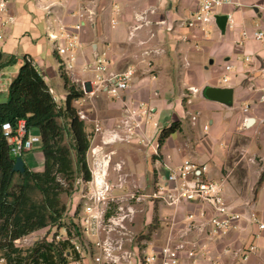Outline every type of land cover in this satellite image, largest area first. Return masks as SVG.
<instances>
[{
	"label": "crops",
	"instance_id": "obj_1",
	"mask_svg": "<svg viewBox=\"0 0 264 264\" xmlns=\"http://www.w3.org/2000/svg\"><path fill=\"white\" fill-rule=\"evenodd\" d=\"M237 1L241 4L238 7H219L213 22L203 29L186 25L197 0H11L16 22L6 30L0 46L2 52L18 57L16 65L0 71V102L8 99L9 86L28 56L44 75L57 102L64 103L68 92L61 67L57 71L49 59L52 53L59 60L61 57L48 46V34L60 33L63 26L74 27L80 22L78 10L89 9L81 31L83 49L68 76L80 89L87 84L89 92L74 105L86 116L84 121L94 142L101 137L107 145L104 141L112 139L114 133L124 136L127 129H118V125L129 111L142 107L149 112V117L140 115V121L143 134L150 138V171L134 157L121 158L116 164L122 161L129 168L128 179L153 182L165 175V163L178 165L189 160L206 166L207 179L223 181L227 205L245 215L226 235L208 241L205 251L200 244L196 264H264V229L259 226L264 223V180L258 185L264 172V44L252 38L256 28H264V0ZM228 15H232V27L229 20L223 23ZM140 16H146L148 23L131 36L133 27L142 23L136 19ZM244 30L249 38L242 36ZM104 54L111 71L122 72L128 67L136 71L132 88L116 97L104 90H92L89 83L94 72L86 69V63ZM57 72L64 85L59 95L50 85ZM208 88L231 89L232 99H210ZM247 106L250 109L245 112ZM167 111L172 112L168 126L156 129L155 117ZM175 123L176 131L160 144L162 131ZM96 125L101 126V132H96ZM157 146L159 155L154 154ZM142 147L136 144L132 148L145 152ZM37 155L44 162L40 144L23 156L27 167ZM146 204L134 226L139 233L145 227L150 231L154 216V208ZM158 210L157 233L144 237V246L137 244L143 254L158 252L173 231L171 242L180 241L184 214L196 207L188 204L176 210L161 203ZM140 215H145V223H139ZM204 239L205 235L201 237ZM251 245L257 250L243 262L241 255ZM182 259V264H193L186 256ZM71 264L95 263L87 257Z\"/></svg>",
	"mask_w": 264,
	"mask_h": 264
},
{
	"label": "built area",
	"instance_id": "obj_2",
	"mask_svg": "<svg viewBox=\"0 0 264 264\" xmlns=\"http://www.w3.org/2000/svg\"><path fill=\"white\" fill-rule=\"evenodd\" d=\"M78 1L82 2L83 0ZM10 5L11 0H0V46L5 41L6 30L16 22V16L13 14ZM224 5L238 7L241 4L237 0H197V7L186 20V25L189 28L201 27L204 29L215 19L216 10ZM86 12H89L88 8L81 7L78 10L76 16L80 22L74 27L63 26L60 33L48 34L49 40L54 42L55 50L61 57L63 71L67 75L75 69L83 49L81 31L86 20ZM136 19L142 23L133 27L130 31L131 36L148 23L146 16H140ZM227 20H229V25L232 27L234 24L232 15H228ZM242 36L249 38L248 31L244 30ZM252 38L264 44V28H256L253 31ZM246 60L250 61V58ZM85 66L87 70L94 72V76L89 82L92 90H104L116 97L131 89L135 82L136 71L132 67H128L122 72L111 71L106 54L97 57L93 63H86ZM231 68V66H227V70H231ZM82 90L85 94L89 92L86 83L82 85ZM249 109L250 107L247 106L244 111L248 112ZM128 113V117L118 125V129H127L126 135L121 136L114 133L112 139L104 141L105 143L125 142L135 136L139 137L141 143L147 141V137L142 132L140 115L149 117V112L142 110L141 107L140 111L132 109ZM79 114L83 120L86 119L84 114ZM101 131V126L96 125V132ZM3 133L11 146V153L16 158L23 157L41 143L40 135L29 131L24 120L19 121L16 126L5 123ZM154 154L159 155V146L154 148ZM102 166L104 168V161L98 167ZM164 168L165 175L159 179L157 189L151 197L176 210L188 203L195 204V211L184 214V222H186L187 232H193L194 228L198 231V238L194 241L184 239L176 245L169 240L158 252L151 255L141 253L137 246L132 247L130 250L126 249L123 240L114 242L110 234L120 232L119 234L125 235L128 231L125 220L129 215L122 217L121 213L117 214L116 212V215L108 216V209L111 200H114V198L110 197L111 185L107 182L106 175L104 176V169L99 168V170L94 171L92 180L86 183L83 190L82 198L85 200V205L84 215L81 217L83 232L98 237L96 236L97 238L93 242L86 243V248L82 244L74 242L75 250L80 253L81 257L88 254L89 246L92 245L96 250L93 255L96 264H182L183 256L196 264L199 255L198 249H201L200 244H203L202 249L205 251L208 241L226 235L240 219L244 218L245 215L233 212L227 205L224 197V182L210 180L205 177L206 166L200 167L196 163L186 160L178 165L165 163ZM132 198L139 200L136 194L132 195ZM129 212L130 215L134 214L132 208ZM251 218L259 223L257 216L252 215ZM259 224L260 229H264V223ZM203 235H205V239L202 241L201 237ZM128 240L133 241L132 239ZM256 250L255 245L245 249L241 255L242 261L246 262L250 254Z\"/></svg>",
	"mask_w": 264,
	"mask_h": 264
},
{
	"label": "trees",
	"instance_id": "obj_3",
	"mask_svg": "<svg viewBox=\"0 0 264 264\" xmlns=\"http://www.w3.org/2000/svg\"><path fill=\"white\" fill-rule=\"evenodd\" d=\"M18 63V57L0 50V71ZM68 97L59 103L44 75L31 57L25 56L17 76L9 86L8 99L0 102V256L3 264H71L80 260L75 243H83L81 219L71 226L63 225L67 204L63 197L71 196L78 180L89 182L91 172L87 155L92 134L80 117L74 102L85 93L63 71ZM26 122L27 129L41 137L44 155L43 169L25 173L13 171L16 157L3 133V125L16 126ZM177 129V123L165 128L159 143ZM159 144V145H160ZM264 180V172L258 185ZM74 220V219H73ZM67 229L68 238L49 239V233L23 248L17 241L46 228Z\"/></svg>",
	"mask_w": 264,
	"mask_h": 264
},
{
	"label": "rangeland",
	"instance_id": "obj_4",
	"mask_svg": "<svg viewBox=\"0 0 264 264\" xmlns=\"http://www.w3.org/2000/svg\"><path fill=\"white\" fill-rule=\"evenodd\" d=\"M48 46L50 48L54 47L55 49V45L53 41L49 42ZM49 59L52 62L53 66H55V69L58 71L61 67V60H59L54 53H52L51 56H49ZM50 85L55 87V91L57 95H59L60 92L63 93V89H64L63 80L58 74V72H57L56 79L51 81ZM171 119H172V112H168V111L164 113L160 112L158 116H156L154 119L155 122H157L158 124L156 129H159V128L162 129L165 126H168V123L170 122ZM148 128L150 130V124ZM123 135H126V134H123ZM138 142H139V137L135 136L133 139L129 141H125V142L122 141L121 143L117 145L116 144L113 145V143H109L105 145L102 142L101 137L95 142H94V138L92 137L91 149L87 155L88 166H89L91 176H92L91 180L93 178L94 171L99 170V168L101 169L106 168L107 170L106 179H107V182H109V184L111 185V190L109 193H110V197L114 198V200H111L110 207L108 209V216L110 217L111 215L112 216L116 215V212L117 214L121 213L122 217L129 215L127 220H125L126 222L124 221L125 225L128 227L127 228L128 231H126V234L121 235L119 234L120 232H114L110 234V237L114 242H117V241L120 242L123 240V242L125 243L126 249H129V250L132 247L137 246V244H139V246L141 247L144 246V243H142L143 238L146 237L148 234L152 235L154 233H157L158 225L156 222V218L159 217L158 209H159V205L162 203L161 201L153 199L151 197V195L156 191L157 183L160 180L150 182V179H149L148 181H145L142 183H134L130 181L127 177L129 168L125 166L122 161L116 164L117 160L121 158L129 160L130 158L134 157L139 162V164H141L142 167L144 166L148 171H150V138H147V141H142L143 143L141 142L138 143ZM136 144H139V146H143L142 148H145V152L140 151L137 148H132ZM99 145L104 146L102 150L101 148H97ZM115 145L117 146L116 149L118 150V155H116ZM33 152H35V150ZM103 161L105 162L104 168L103 166L98 167L100 164H103ZM43 165H44L43 161L39 159L38 155L31 161V164H29L32 170H37V171L42 170ZM86 183L87 182L83 180H78L75 183L72 195L70 197L64 195L63 197L64 202L67 204V214L62 223L63 225H68V226L70 225L74 233H76V231L74 227L71 225V222L72 221L76 222L78 220L77 217L81 219V217H83L84 215L85 200L82 198V195H83V190L85 189ZM134 194H136L139 200L132 198V195ZM146 203H149L154 208L153 209L154 216L152 219V224L150 225V231H147V228L145 227V230H141V233H139L134 230V226H135V222L137 220L138 215L139 214L142 215V213L145 211V208L147 205ZM188 204H193V203H188ZM188 204H185V205H188ZM185 205H183L182 207H185ZM131 208L134 211L133 215H130L131 213L129 212ZM186 212H193V211H186ZM141 215H140L139 223H142V222L145 223V220H146L145 215L143 217ZM48 232H50L49 233L50 240L53 239V237H56L57 240H64L68 238V233H67V229L65 226L64 228L53 227L51 229L46 228V229L39 230L33 234H30L26 236L25 238L17 241V245L23 248L32 247L36 241L48 235ZM186 232H187V229L185 227V230H182L178 233V238L181 237L182 239L179 238L180 241L175 240V242L174 243L172 242V243L174 245L179 244L180 242L184 240V237H187L189 241H194L198 238L199 234L195 228L193 232L191 231L187 233ZM173 235H174V231L172 232L171 237H170L171 241H174ZM82 236H83L84 241H82L83 243H80V244H82L84 248H86V243H91L93 242V240H95L98 237L97 235H93V234L88 235L85 232H83ZM128 239H132L133 241L131 242ZM95 252L96 250L94 249V247L90 245L88 249V254H86L84 257L83 256L81 257L79 253L80 260H78V262L84 261L87 257L93 258V255ZM3 263H4V260L0 256V264H3ZM94 263L96 264L95 261Z\"/></svg>",
	"mask_w": 264,
	"mask_h": 264
},
{
	"label": "water",
	"instance_id": "obj_5",
	"mask_svg": "<svg viewBox=\"0 0 264 264\" xmlns=\"http://www.w3.org/2000/svg\"><path fill=\"white\" fill-rule=\"evenodd\" d=\"M227 22L224 21L225 24ZM221 24V21L219 22ZM232 90L231 89H216V88H208L206 90V95L210 99L217 100V101H229L232 99ZM14 172L18 173H25L26 171V163L23 157H17L15 159V164L13 167Z\"/></svg>",
	"mask_w": 264,
	"mask_h": 264
},
{
	"label": "bare ground",
	"instance_id": "obj_6",
	"mask_svg": "<svg viewBox=\"0 0 264 264\" xmlns=\"http://www.w3.org/2000/svg\"><path fill=\"white\" fill-rule=\"evenodd\" d=\"M106 171H107L106 168H104V170H103L104 176L107 175Z\"/></svg>",
	"mask_w": 264,
	"mask_h": 264
}]
</instances>
